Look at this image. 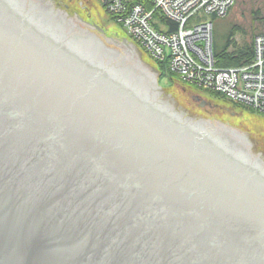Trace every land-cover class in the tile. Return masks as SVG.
<instances>
[{
  "label": "water",
  "instance_id": "obj_1",
  "mask_svg": "<svg viewBox=\"0 0 264 264\" xmlns=\"http://www.w3.org/2000/svg\"><path fill=\"white\" fill-rule=\"evenodd\" d=\"M41 5L0 0V264H264L259 136Z\"/></svg>",
  "mask_w": 264,
  "mask_h": 264
},
{
  "label": "built area",
  "instance_id": "obj_2",
  "mask_svg": "<svg viewBox=\"0 0 264 264\" xmlns=\"http://www.w3.org/2000/svg\"><path fill=\"white\" fill-rule=\"evenodd\" d=\"M146 1L137 4L135 0H104V5L154 58L168 57L176 74L199 87L264 112V33L255 37L251 64L239 68L219 67L215 59L213 23L206 17L225 16L234 0H150L152 8L144 4ZM156 12L176 21L178 29L157 31L153 24L159 23Z\"/></svg>",
  "mask_w": 264,
  "mask_h": 264
},
{
  "label": "rangeland",
  "instance_id": "obj_3",
  "mask_svg": "<svg viewBox=\"0 0 264 264\" xmlns=\"http://www.w3.org/2000/svg\"><path fill=\"white\" fill-rule=\"evenodd\" d=\"M64 1L67 2V0ZM83 1L84 6H86V9H83V11L82 9H80L81 7H78V3H73L71 9L69 10L70 14H74V11L77 10L81 15H83V17L85 16L87 18L85 19L86 21H90V19H92L96 24L103 27L104 31L101 33L98 32L96 29H94L93 31H95L98 35H102L103 39L106 41L107 39H110V37L121 41L123 37H127V33L128 38L132 39L131 34L128 32V29L125 24L119 21L118 17L117 20L122 24L116 23L111 18L110 13L107 12L104 3L101 2V0ZM234 1L235 2L232 4V6H230L225 16H217L212 14L206 17V19L209 20L208 22L211 21L213 23V29L216 30V33L220 35L218 39L219 46L225 45L227 41L226 36L233 30L232 27L234 25V34L231 37L233 43L229 49L230 52L241 49L242 47H245V45L248 43H252V40L257 35H260L257 33L262 32L264 30V0ZM135 2L137 4H141L142 0H135ZM145 3L151 4L150 0L144 2V4ZM88 16L90 17V19L88 18ZM152 21H154V18L152 19ZM255 34L257 35L254 37ZM212 40L214 50V35ZM254 43L255 41L253 42V46ZM141 46L143 47L144 45ZM143 51L144 53L139 50V55H141L143 63L153 69H156L157 74L160 78L159 68L158 65H156L155 63V60H167V64H169V58L166 57L165 59H160L156 58V56L154 58L148 50L143 49ZM215 59L217 62V58ZM251 63L252 61L243 63V65H248ZM243 65H232L223 67L239 68ZM218 66L221 67L220 65ZM169 72L171 74H174L175 77L172 79L169 74L166 75V78L163 79L164 86H166V88L164 89L166 90V92L168 91L175 97H177L178 103H180L184 107H187L188 109L195 111L200 115L208 117L209 119L213 118L222 121L225 120L232 125L239 126L245 130H249L256 137L259 136L261 145L264 148V112L258 109L253 110L247 105H232L231 103H229V101H227L228 98H221L210 94L206 90L199 88L193 82L187 81L178 73L176 74V72L170 67V64ZM202 101H205L206 103H201Z\"/></svg>",
  "mask_w": 264,
  "mask_h": 264
},
{
  "label": "trees",
  "instance_id": "obj_4",
  "mask_svg": "<svg viewBox=\"0 0 264 264\" xmlns=\"http://www.w3.org/2000/svg\"><path fill=\"white\" fill-rule=\"evenodd\" d=\"M111 18L116 23L122 24L121 22H119L117 20L116 16L111 15ZM155 18H157V20L159 21L158 24H155V22L153 23L156 28H159L161 25H165L166 26L165 30L167 32H174L178 28V23L176 21L174 22V21L168 19L165 15L163 16L160 12H156ZM214 18H216V17H214ZM232 28H233V30L235 29L234 25ZM233 30L226 36L227 41H226L225 45L219 46V44H218L219 40L218 39H219L220 35H218L216 33V30L214 29V40H215L214 51H215V56L217 58L218 65H220V66L243 65V63L253 61V56H254L253 42L255 39L254 37L257 34H263L264 33V30H263L262 32L255 34L253 37L254 39L252 40V43H248L245 45V47H242L241 49L234 50V51L230 52L229 49L233 43L232 39H231V37L234 34ZM135 43L138 44L139 46H141V44H139L137 41ZM155 63H156V65H158V68H159L160 83L164 86L163 79L166 78V75L169 74V76L172 77V79L175 77V75L171 74L169 72V64H167V60L166 61L155 60ZM210 94L221 97V98L224 97V96L219 95L218 93H216L214 91H211Z\"/></svg>",
  "mask_w": 264,
  "mask_h": 264
},
{
  "label": "flooded vegetation",
  "instance_id": "obj_5",
  "mask_svg": "<svg viewBox=\"0 0 264 264\" xmlns=\"http://www.w3.org/2000/svg\"><path fill=\"white\" fill-rule=\"evenodd\" d=\"M28 1H31V2L33 1L39 5L43 4L41 6H45V7L48 6L49 8L55 9L60 15H62V17L70 16L71 21H75V22L79 21V24L77 22V24H75V25L80 27V28L85 29V27H89V25H86L82 21L78 20V16L82 17L84 19V21L87 23L96 24L92 19H90L89 16H88V18L90 19V21L89 20L86 21L85 19H87V18L85 16L83 17V15H81L77 10L74 11V14H72V15L69 14L70 13L69 10L71 9L73 3H78V7H81L80 9H82V10L86 9V6H84L83 0H67V2L64 0H40L42 3H40L38 0H28ZM96 25H98V24H96ZM86 29H88V28H86ZM199 99H200V97H199ZM201 103H206V102L202 101ZM229 103H231V102H229ZM231 104L236 105L235 103H231Z\"/></svg>",
  "mask_w": 264,
  "mask_h": 264
},
{
  "label": "bare ground",
  "instance_id": "obj_6",
  "mask_svg": "<svg viewBox=\"0 0 264 264\" xmlns=\"http://www.w3.org/2000/svg\"><path fill=\"white\" fill-rule=\"evenodd\" d=\"M101 2H103V3H105L104 2V0L102 1L101 0ZM152 5H153V2L151 3V4H149L148 6L149 7H152ZM156 23L155 24H158V22L157 21H155ZM165 29H166V26L165 25H161L159 28H157L156 30L157 31H165ZM126 31V30H125ZM123 38H127L131 43H134V44H136L135 42H136V39H134V38H132V39H130V38H128V33H127V37H123ZM137 46H138V49L141 51V52H143L144 53V51H143V49H145L146 50V48L143 46H139L138 44H136ZM143 48V49H142ZM159 83H160V78H159ZM160 85L161 86H163L161 83H160ZM199 87V86H198ZM163 88H166L165 86H163ZM199 88H202V87H199ZM202 89H204V90H206L207 92H209L210 93V90H207V89H205V88H202ZM227 101H229V102H233L232 100H230V99H228ZM251 108V107H250ZM253 109V108H252ZM253 110H255V109H253Z\"/></svg>",
  "mask_w": 264,
  "mask_h": 264
}]
</instances>
